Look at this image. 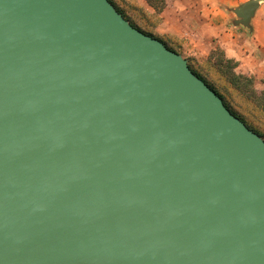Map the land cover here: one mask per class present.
Listing matches in <instances>:
<instances>
[{
  "label": "water",
  "instance_id": "obj_1",
  "mask_svg": "<svg viewBox=\"0 0 264 264\" xmlns=\"http://www.w3.org/2000/svg\"><path fill=\"white\" fill-rule=\"evenodd\" d=\"M0 264H264V140L109 0H0Z\"/></svg>",
  "mask_w": 264,
  "mask_h": 264
},
{
  "label": "crops",
  "instance_id": "obj_2",
  "mask_svg": "<svg viewBox=\"0 0 264 264\" xmlns=\"http://www.w3.org/2000/svg\"><path fill=\"white\" fill-rule=\"evenodd\" d=\"M165 8L159 14V21L153 34H172L183 45L199 47L209 43L216 36L224 55L245 65L259 66L264 73V4L255 11L247 29L235 26L237 20L233 9L248 0H164ZM139 3V1H138Z\"/></svg>",
  "mask_w": 264,
  "mask_h": 264
},
{
  "label": "rangeland",
  "instance_id": "obj_3",
  "mask_svg": "<svg viewBox=\"0 0 264 264\" xmlns=\"http://www.w3.org/2000/svg\"><path fill=\"white\" fill-rule=\"evenodd\" d=\"M111 1L124 14V16L127 17L137 30L159 40L161 43H164L169 50L181 55L183 59L187 61L188 66H190L194 72L206 81L218 82V84H222V86L227 87L228 92L233 96H237L238 93L227 85L225 75L218 71L215 66V61L219 58H225L227 60H231L235 64L236 68L234 72L237 75L247 76L254 80L253 86L256 91L260 92L264 90V84L262 82L264 80V73L259 74V67L261 65H245L243 61H236V59L226 57L220 45L216 43L217 39L219 40L216 36L211 37V39H209L210 42H206V44L201 46L202 49L199 50L200 48L195 47L194 45H192L191 48L190 45L182 46L183 39L186 38V36H183L180 40L179 37L172 34L163 36L153 34V31L159 21L158 16L166 6L164 0Z\"/></svg>",
  "mask_w": 264,
  "mask_h": 264
},
{
  "label": "trees",
  "instance_id": "obj_4",
  "mask_svg": "<svg viewBox=\"0 0 264 264\" xmlns=\"http://www.w3.org/2000/svg\"><path fill=\"white\" fill-rule=\"evenodd\" d=\"M109 2L115 6L111 0H109ZM115 9L134 27L116 6ZM166 48L168 47L166 46ZM215 66L218 71L225 75L227 85L238 93L237 96H233L229 93L227 87L222 86V84H218V82H208L194 72L190 66L189 68L220 97L231 114L238 118L249 130L253 131L264 140V90L260 92L256 91L253 86L254 80L252 78L237 75L234 72L236 66L231 60L219 58L215 61ZM262 82L264 84V80Z\"/></svg>",
  "mask_w": 264,
  "mask_h": 264
}]
</instances>
